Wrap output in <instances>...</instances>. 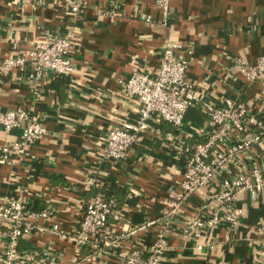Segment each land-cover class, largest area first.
<instances>
[{"label":"crops","instance_id":"0c3cea01","mask_svg":"<svg viewBox=\"0 0 264 264\" xmlns=\"http://www.w3.org/2000/svg\"><path fill=\"white\" fill-rule=\"evenodd\" d=\"M73 2L79 6L75 15L63 0H0V109L23 107L46 129L24 152L0 162V202L23 198L34 210L53 212L51 219L38 221L45 230L19 241L30 264H119L130 243L149 248L156 241L157 223L139 226L157 220L168 191L179 190L184 161L175 137L187 144L202 140L198 132L207 119L195 106L177 129L152 121L159 131L139 136L126 158L104 159L100 150L108 129L137 116L122 81L135 68H155L162 47L173 41L188 61L187 80L203 100L217 104L221 97L236 98L264 119V79L247 81L235 66L237 58L253 64L264 57V0H171L165 27L154 0ZM65 33L72 38V74L35 76L29 65L3 71L14 43L25 49L46 34ZM19 135V128L0 129V142ZM254 160L264 178V139L181 200L162 264H264V185L254 199L246 191L237 194L235 222L208 228L196 241L179 234L202 206L215 205L222 175L245 170ZM97 191L117 200L118 218H108L110 232L129 235L113 246L89 241L79 250L66 235L76 230L82 208ZM52 224L58 233L49 230ZM44 249L49 256L41 255Z\"/></svg>","mask_w":264,"mask_h":264},{"label":"built area","instance_id":"2783aa9c","mask_svg":"<svg viewBox=\"0 0 264 264\" xmlns=\"http://www.w3.org/2000/svg\"><path fill=\"white\" fill-rule=\"evenodd\" d=\"M42 2L43 0H34ZM73 15L79 6L73 0H63ZM171 0H154L162 26L169 22ZM148 20V19H146ZM14 55L4 58L3 71L11 68H22L29 65L32 73L39 76L45 71L55 75H70L75 69L74 58L70 55L73 44L71 34H46L45 39L36 40L28 48L12 45ZM179 44L167 41L161 49L160 62L152 69L135 68L122 81L126 94L136 103V118L133 123L115 124L108 129L101 157L109 160L126 158L138 137L148 132H158V128L150 122H166L177 129L183 122L185 112L190 107H201L207 119L199 129L198 136L202 140L187 144L178 142V151L184 161L183 178L179 190L168 191L167 206L157 220H151L139 226L143 228L157 223L160 226L157 239L149 248L140 247L138 243H130L129 251L119 264H162L167 234L174 229L171 220L175 216L181 200L191 192L205 186L208 182L235 164L239 156L248 153L252 146L264 139V119L252 111L246 102L229 97H221L215 104L203 100L195 84L186 78L188 61L179 56ZM235 66L239 74L247 81L264 79V57L260 56L250 64L237 58ZM19 128L17 140L0 142V162L12 153H22L27 147L40 140L45 126L39 116L31 114L23 107L9 110L0 109V129L9 132ZM173 138L170 132L165 133ZM241 168V167H240ZM258 163L254 160L251 166L239 172L222 175L219 186L214 192L215 205H204L200 213L184 223L179 230L181 237L197 240L204 230L222 223L237 220V211L233 202L241 191L249 193L254 199L264 185V178ZM117 200L97 191L90 196L81 210L76 230L66 235L79 250L84 244L93 241L95 245L113 246L129 234H112L108 228V218H118ZM53 217L50 208L34 210L23 198H12L0 202V259L2 264H30L28 254L18 250L20 239L33 232L45 230L39 220ZM58 233V226L49 228ZM201 248V244H196ZM49 256V249L41 253Z\"/></svg>","mask_w":264,"mask_h":264},{"label":"trees","instance_id":"16d2710c","mask_svg":"<svg viewBox=\"0 0 264 264\" xmlns=\"http://www.w3.org/2000/svg\"><path fill=\"white\" fill-rule=\"evenodd\" d=\"M58 76H62V75H58ZM65 79V78H64ZM66 82V81H65ZM103 193L106 195V196H112L111 194H108L106 193L105 191H103Z\"/></svg>","mask_w":264,"mask_h":264},{"label":"water","instance_id":"95a60500","mask_svg":"<svg viewBox=\"0 0 264 264\" xmlns=\"http://www.w3.org/2000/svg\"><path fill=\"white\" fill-rule=\"evenodd\" d=\"M49 71V70H48Z\"/></svg>","mask_w":264,"mask_h":264}]
</instances>
